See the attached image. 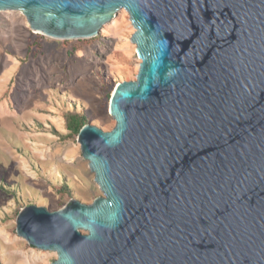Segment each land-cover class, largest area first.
<instances>
[{"label": "water", "instance_id": "water-1", "mask_svg": "<svg viewBox=\"0 0 264 264\" xmlns=\"http://www.w3.org/2000/svg\"><path fill=\"white\" fill-rule=\"evenodd\" d=\"M124 10L141 60L85 125L103 197L28 206L17 235L53 264H264V0H0L31 31L98 37Z\"/></svg>", "mask_w": 264, "mask_h": 264}, {"label": "rangeland", "instance_id": "rangeland-1", "mask_svg": "<svg viewBox=\"0 0 264 264\" xmlns=\"http://www.w3.org/2000/svg\"><path fill=\"white\" fill-rule=\"evenodd\" d=\"M121 10L99 36L56 40L34 33L19 11L0 12V264H53L16 232L28 206L61 210L103 197L66 115L115 127L109 105L119 83L135 81L141 60Z\"/></svg>", "mask_w": 264, "mask_h": 264}, {"label": "trees", "instance_id": "trees-1", "mask_svg": "<svg viewBox=\"0 0 264 264\" xmlns=\"http://www.w3.org/2000/svg\"><path fill=\"white\" fill-rule=\"evenodd\" d=\"M66 124L71 133L78 135L80 130L86 125V119L83 115L69 113L66 115Z\"/></svg>", "mask_w": 264, "mask_h": 264}]
</instances>
